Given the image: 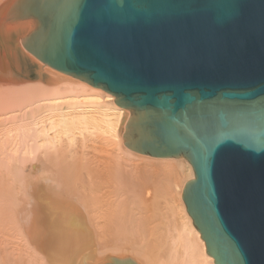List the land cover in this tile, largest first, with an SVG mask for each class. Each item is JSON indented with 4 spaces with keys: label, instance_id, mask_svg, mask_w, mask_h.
Segmentation results:
<instances>
[{
    "label": "water",
    "instance_id": "water-1",
    "mask_svg": "<svg viewBox=\"0 0 264 264\" xmlns=\"http://www.w3.org/2000/svg\"><path fill=\"white\" fill-rule=\"evenodd\" d=\"M20 1L27 50L131 112L128 149L189 162L213 263L264 264V0Z\"/></svg>",
    "mask_w": 264,
    "mask_h": 264
},
{
    "label": "bare ground",
    "instance_id": "bare-ground-1",
    "mask_svg": "<svg viewBox=\"0 0 264 264\" xmlns=\"http://www.w3.org/2000/svg\"><path fill=\"white\" fill-rule=\"evenodd\" d=\"M0 0V264H214L182 199L183 157L124 144L129 110L26 49Z\"/></svg>",
    "mask_w": 264,
    "mask_h": 264
}]
</instances>
